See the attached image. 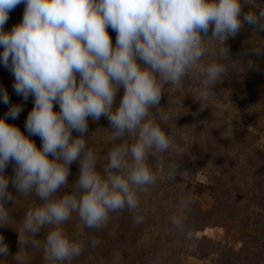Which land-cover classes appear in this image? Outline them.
Listing matches in <instances>:
<instances>
[{
  "label": "clouds",
  "instance_id": "obj_1",
  "mask_svg": "<svg viewBox=\"0 0 264 264\" xmlns=\"http://www.w3.org/2000/svg\"><path fill=\"white\" fill-rule=\"evenodd\" d=\"M21 3L22 21L4 31L10 11ZM246 6L250 10L242 13ZM245 23L264 30V6L257 0H0V62L10 67L16 94L25 101L34 97L27 135L8 122V117L18 118L22 105H12L0 117V226H11L6 200L35 194L40 201L15 229L20 244L15 264H27L29 247L42 250L45 264H73L87 243L64 227L73 214L83 227L97 231L108 225L110 214L125 209L135 224L144 222L141 196L159 179L150 161L162 166L163 154L174 147L158 123L167 119L159 107L165 87L182 86L191 73L202 77V99L213 97L228 72L223 62L230 56L227 41ZM210 26L212 36L202 37ZM109 27L116 32L115 44ZM207 39L221 47L217 59L205 62ZM252 49L260 55L264 42ZM2 100L9 103L6 91ZM102 116L110 122L113 143L100 167V155L84 134L89 117L96 122ZM74 131L79 135L73 137ZM32 136L40 137L41 147ZM9 162L15 164L11 178L4 174ZM73 163L80 170L69 184ZM177 166H168L169 179H175ZM10 182L15 196L8 191ZM191 204L190 197L182 196L170 218L178 232L186 230ZM100 243L91 239L92 248ZM8 255L0 235V257ZM121 260V253L113 252V264Z\"/></svg>",
  "mask_w": 264,
  "mask_h": 264
},
{
  "label": "trees",
  "instance_id": "obj_2",
  "mask_svg": "<svg viewBox=\"0 0 264 264\" xmlns=\"http://www.w3.org/2000/svg\"><path fill=\"white\" fill-rule=\"evenodd\" d=\"M257 3L264 6V0H257ZM24 9L25 5L21 3L10 11L4 31L10 32L22 21ZM249 10L250 6H246L242 13ZM108 32L115 44L116 32L110 27ZM262 42L264 30L245 23L237 37L227 41L231 57L224 58L223 62L228 65V72L213 90V96L230 98L234 112L241 104L255 101L259 119L264 117V52L256 55L252 47ZM220 47L218 42H212L205 62L217 59ZM14 82L10 67L0 62V117H5L12 105H22L18 118L8 117V122L27 135L26 118L34 106V97L30 95L25 101L14 91ZM172 87L174 85H167L165 89ZM178 88L182 95L176 96L171 107L176 114L169 115L163 125L158 122L173 139L174 147L163 154L162 166L157 167L155 161H150L159 179L149 193L141 196L144 222L135 224L132 214L125 209L110 214L108 225L97 231L83 227L73 214L64 225L66 231L73 238L87 241L82 256L73 264H113L115 251L121 253L120 264H185V257L211 258L212 264H264V144L254 143L244 134V124H238L234 115L219 113L212 107L202 108L196 103L197 96L186 91L190 88L201 90L202 77L188 75ZM3 91L9 96L8 104L3 103ZM122 95L123 88L117 94V103ZM167 95L166 92L162 95L159 104L165 112L168 109ZM54 108L58 111V104ZM107 121L104 116L96 122L89 117L88 127H101ZM31 139L38 147L42 146L39 136ZM88 146L95 147L89 140ZM176 162L177 175L175 179H169L168 166ZM14 169V162H9L4 174L11 178ZM79 170L78 163L70 166L69 184L77 179ZM200 171L206 177L214 200V207L210 210H203L191 195L192 179ZM72 187L69 185L66 191H71ZM8 191L14 196L17 194L11 182ZM182 196L190 197L192 204L187 213L186 230L178 232L171 225L170 218L176 214ZM39 203L35 194H17L15 200L4 202L12 219L11 226H0V235L9 248V255L0 257V264H15L14 256L20 250L15 229L21 226L26 211ZM215 227H227L235 233L240 238V250L235 251L222 242L199 235L207 228ZM47 230L44 229L38 238L43 240ZM186 233H190L191 238ZM92 238L101 241L96 248L91 246ZM25 254L27 264H45L42 250L29 247Z\"/></svg>",
  "mask_w": 264,
  "mask_h": 264
},
{
  "label": "rangeland",
  "instance_id": "obj_3",
  "mask_svg": "<svg viewBox=\"0 0 264 264\" xmlns=\"http://www.w3.org/2000/svg\"><path fill=\"white\" fill-rule=\"evenodd\" d=\"M212 27H209V31L207 34L201 32L202 37H211L212 36ZM211 39H207L205 41L207 49L212 44ZM190 76L194 77L191 73ZM166 94H168L167 99V106L168 109L166 110L167 117L172 114H176V111L173 110L171 107L173 106V100L178 97L179 95H182V92L180 89L176 86L172 88H166L165 89ZM201 90H193V89H187V93L191 95H196L197 104L201 106L202 108H214L219 113H229L235 116V120L238 122V124H244L242 126V131L244 134L251 137L254 143L257 144H264V117L258 118L256 115V111L258 110L257 106L255 105V101H252L249 103L241 104V106L238 107L237 111L234 112L232 107V102L229 97L223 96L219 97L218 95H215L207 100L202 99L201 97ZM153 112H155V109H152ZM168 118L166 120H159L158 122L163 123L167 122ZM110 127V122H105L101 127H93L89 128L88 131L84 134L85 138L89 141H91L94 144V148L96 152L100 155V167L104 165L106 162L104 160V155L106 154L107 150L112 146V140H111V132L108 129ZM263 130V131H262ZM79 135L77 132H73V137ZM200 159L199 157H196ZM191 195L196 198L203 210H210L214 207V200L212 196L210 195V190L208 188V184L206 181V177L204 176V173L202 171L198 172V174L192 179V185H191ZM206 235L209 238H212L213 240L222 242L223 244L227 245L229 248L239 251L241 248L240 238L233 232H230L227 227H215V228H207L203 233L199 234ZM185 264H212L211 258L208 260H199L195 257H185L183 259Z\"/></svg>",
  "mask_w": 264,
  "mask_h": 264
}]
</instances>
